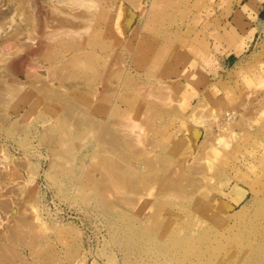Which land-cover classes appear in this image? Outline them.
Returning <instances> with one entry per match:
<instances>
[{
	"label": "rangeland",
	"instance_id": "rangeland-1",
	"mask_svg": "<svg viewBox=\"0 0 264 264\" xmlns=\"http://www.w3.org/2000/svg\"><path fill=\"white\" fill-rule=\"evenodd\" d=\"M84 1L99 22L81 31L106 36L109 70L122 55L127 75L97 97L71 87L55 104L28 84L3 102L0 173L25 172L0 181V201L18 199L0 217V264H264V0ZM57 48L84 84L91 60L72 55L88 46Z\"/></svg>",
	"mask_w": 264,
	"mask_h": 264
},
{
	"label": "bare ground",
	"instance_id": "bare-ground-1",
	"mask_svg": "<svg viewBox=\"0 0 264 264\" xmlns=\"http://www.w3.org/2000/svg\"><path fill=\"white\" fill-rule=\"evenodd\" d=\"M39 1L40 0H9V2H12V6L10 4L12 10L0 13V27L6 28L8 24L15 20L18 21L19 19V22H17L16 25H13L10 31L0 34V107L3 102L9 98L8 96L10 95V92L14 93L15 88L19 89L28 84L33 88H37L36 90H39V92L42 93V96H45L46 98L50 97L52 100H56L55 104H58L60 101L66 99L63 95L68 93L71 87L77 89L79 87V89H83L91 96L97 97L104 84H106V89L109 90L110 88H114L115 84L113 83V80L115 78L119 82H123L125 75H127V68L123 65V56L120 55L109 70L110 59L107 58L109 56L106 57L105 55L107 54L103 55V49L104 47L107 48L108 45L103 44L98 46L95 40L98 37L106 39V36L97 35L98 33L96 34L95 31H93V28L90 31L89 29L84 32L81 31L80 26L85 21L89 22L88 28L98 27L99 21L93 18L94 15L92 10L89 9L90 6L88 2L86 3L84 0H58V3L51 4V7L46 5L48 8L50 7V9L49 11H44V8L40 9L41 5L38 4ZM63 5L67 7L68 11L63 10ZM81 7L85 9L79 11L78 9ZM85 15H89V18H85ZM93 19L97 23L94 24V26H92ZM9 26L11 25H8V27ZM97 31L99 32L98 29ZM103 32L106 34V31ZM99 34L101 33L99 32ZM57 46H62L65 52L70 51L71 48L72 50H79L88 46L86 50L81 51V54L72 55V58L76 60H79L83 56L89 58L88 61L91 60L88 63V69L90 70L91 75L86 81H84V84H82V81H70L72 78L70 72L71 70H75V67L68 61L62 63L54 61L53 56L55 57V54H57ZM28 49H30L31 52H28ZM3 52L8 53L9 55L7 56ZM22 53H24L27 58H24L20 64L15 63L14 59L18 58ZM101 57L104 58V60ZM98 58H101L103 63L101 71H97V67L95 66L97 63L93 61H97ZM44 67H46L48 71L45 78L43 77L44 75L42 71L39 73ZM96 72H98L99 75H97ZM106 72L108 76H106ZM47 77L53 82H50L52 84L49 83L51 85L50 87L48 86L49 88L44 87V84L47 83L45 82ZM40 80L42 83H40L41 86H38L36 82H40ZM46 81H48V78ZM49 84L47 83L45 86ZM59 87H61V90ZM40 89L43 90V92L40 91ZM104 95L103 98H106L107 94L104 93ZM11 99L12 98H9L6 102H9ZM37 100H43V97L39 96L37 97ZM226 115L227 125L222 127L224 131L228 130L230 126L229 124H232L231 122L236 118L235 112H227ZM78 119L79 124L85 120L83 118ZM0 120L2 123L8 122L9 117L0 114ZM195 120L197 121V119H194L193 123L196 122ZM197 122L202 123L199 120ZM104 128L106 133L110 134L109 140L111 142L121 143L119 135L114 133V131H111L107 126ZM50 130L52 131H48L47 134H45L47 140L54 143L59 142L62 135L60 136L55 133L53 128ZM217 137L219 139L222 135L219 134ZM23 170L24 169L21 167L20 163H15L12 167L8 168L6 173H0V181L4 182V186L5 184L8 186L15 181L16 177L23 176ZM26 188L27 187L24 185H17V193L19 197L23 198L26 195ZM243 195L244 193L242 192L240 198ZM10 197H12L11 202L7 199L0 201V217L3 213L7 214L9 210H17L16 202L18 199H13V196Z\"/></svg>",
	"mask_w": 264,
	"mask_h": 264
}]
</instances>
